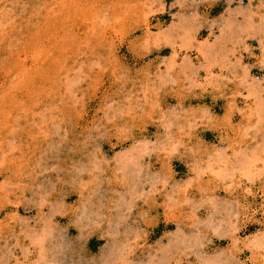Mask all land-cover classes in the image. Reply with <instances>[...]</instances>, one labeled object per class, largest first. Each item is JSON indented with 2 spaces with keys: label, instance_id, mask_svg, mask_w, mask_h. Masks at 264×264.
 Instances as JSON below:
<instances>
[{
  "label": "rangeland",
  "instance_id": "374dc122",
  "mask_svg": "<svg viewBox=\"0 0 264 264\" xmlns=\"http://www.w3.org/2000/svg\"><path fill=\"white\" fill-rule=\"evenodd\" d=\"M0 264H264V0H0Z\"/></svg>",
  "mask_w": 264,
  "mask_h": 264
}]
</instances>
